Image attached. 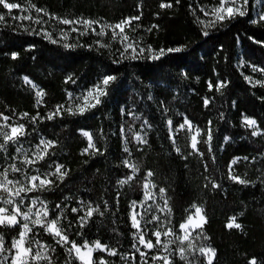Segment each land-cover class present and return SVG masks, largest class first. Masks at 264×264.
Segmentation results:
<instances>
[{
  "label": "snow or ice",
  "instance_id": "snow-or-ice-1",
  "mask_svg": "<svg viewBox=\"0 0 264 264\" xmlns=\"http://www.w3.org/2000/svg\"><path fill=\"white\" fill-rule=\"evenodd\" d=\"M180 4L181 0H160L159 8L170 10ZM187 7L194 15L196 23L201 25L199 34L205 38L210 35L211 30L223 28L241 18L246 19L252 26L264 29V0H258V10H255L254 16L250 11L254 10L250 0H204L196 6L189 3ZM13 9H20L22 14L14 16L11 11ZM32 9L35 10L34 15ZM133 9L135 14L107 21L80 15L69 18L54 11L50 12L47 7L37 6L35 3L28 5V14L25 15L23 5L0 0V25L13 33L23 30L58 48L84 47L91 50L95 47L97 51H103L111 63L121 66L130 63L136 67L141 61L163 64L171 54L180 53L189 47L186 43L168 46L162 42L156 45L148 42L145 33L151 34L154 30L158 32L160 25L142 23L143 0H133ZM152 14L161 15L160 12ZM11 21H16L18 26H13ZM23 21H29V24ZM49 21H59L60 24L71 27L49 30L44 26ZM71 32H75L78 37L91 32L98 38L91 43L72 42L69 40ZM105 37H110V40L105 41ZM248 39L261 46L264 52V39H258L255 35H250ZM236 41H240L239 36ZM36 48L37 43L34 41H26L23 45L24 52L29 54ZM3 54L12 61L21 57V52L16 50ZM213 55L222 57L228 65L232 64V55L225 51L223 43L214 46ZM246 56V53H242L237 57L236 67H247L260 78L241 72L243 80L250 86L264 88V58L253 61L251 58H245ZM217 67L219 66L213 67L212 72L215 75L209 77L206 87L208 91H214L223 98L231 81L225 73L218 72ZM130 75L133 79H138L141 85L144 84L142 76L138 77L136 73ZM176 75L180 79L190 78L183 68H180ZM120 79L121 74L118 71L106 70L79 91L66 90L64 102L48 107L43 114L39 110L35 114L20 111L11 123L8 122L9 116L0 112V117L3 118L0 122V264H117L112 259L115 257L119 258L118 264H177V257L179 264H214L217 249L212 246L203 231L207 217L202 204H190L183 210L186 215L174 223V208L171 198L167 195V187L158 186L151 179L154 177V171L142 167L133 156L130 144H135L136 151L143 150L149 145L150 134L154 131L151 118L139 106L142 97L141 92L136 89L132 90L133 94L129 95L126 103L119 106L118 129L112 133L120 140L121 152L124 154H113L116 156L117 168L123 167L127 170L115 179L114 199H85L78 194V190L73 192L71 187L61 192L55 201L48 199L49 195L68 185L73 179L74 171L70 161L63 158L64 150L57 134V126L69 132H79L86 138V145L79 149V154L87 157L81 161L82 164L86 165L94 158H106L110 149L103 146L108 138L103 128L94 138L89 126L70 128L69 125L74 123L71 118L84 116L103 106ZM196 79L199 80V76ZM63 80L72 85L77 84L75 73L72 72L66 73ZM22 81L35 90L36 106L39 107L43 103L45 89L35 83L29 74H23ZM153 83L159 87L161 81H149L148 85ZM146 99L155 103L156 111L166 129V141L170 150H174L175 154L185 161L198 156L201 161H205L202 163L205 172H209L207 160L210 159L212 165H217L215 147L222 149L225 145L218 143L214 147L218 125L214 123L211 115L203 123L184 113H178L179 119H173L168 115L170 108L164 99L157 100L151 92L147 94ZM172 99L177 98L173 96ZM259 100L264 103V95L259 96ZM214 102L215 96L202 97L204 109H208ZM231 103L238 109L240 126L250 130L251 137L264 136V125H261L257 117L246 111L240 113L238 100ZM216 115L219 121L228 122L224 111L216 110ZM13 116H16L14 110ZM42 122H52V130L49 131V125ZM181 132H186L187 135L183 149L177 143V134ZM230 140V136H223V141ZM241 159L257 165L255 180L247 178V173L243 176L235 173L233 165ZM216 171L214 167L209 175L204 176V187L210 186L213 190H220L225 179L239 185L259 183L264 187V151L251 158L248 155L233 156L228 161L225 177L218 179ZM140 180L143 186L142 197L129 199L125 209L132 238L131 251H119L118 241L114 245L104 243L99 238H87L85 232L87 227L93 224L94 217L116 223L122 196L119 189L125 185L132 188L133 182ZM109 187L113 190L111 183ZM227 227L241 229L242 225L236 222V216H231L227 219ZM112 230L118 231L116 228ZM194 237L200 238L199 245L194 243ZM177 241L180 243L176 247H170ZM246 264H264V257L253 255L246 260Z\"/></svg>",
  "mask_w": 264,
  "mask_h": 264
},
{
  "label": "trees",
  "instance_id": "trees-1",
  "mask_svg": "<svg viewBox=\"0 0 264 264\" xmlns=\"http://www.w3.org/2000/svg\"><path fill=\"white\" fill-rule=\"evenodd\" d=\"M9 2L21 4L25 9H28L30 3H35L37 6L47 7L50 12L54 11L69 18L80 15L115 21L121 16L135 14L133 0H9ZM159 2L160 0H143L142 23L160 25L158 32L154 30L151 34L145 33V38L154 45L161 42L168 46L177 43L189 44V47L180 53L171 54L163 64L141 61L136 67L130 63H125L123 66L116 65L111 63L103 51H97L95 47L91 50L84 47L58 48L23 30L13 33L0 25V112L9 116V123L15 121L20 111L35 114L39 110L43 114L48 107L64 102L66 90L79 91L93 82L99 73L106 70L118 71L121 74L120 82L112 88L106 103L84 116L71 118L74 123L69 125L70 128L89 126L94 138L103 128L108 137L103 146L110 151L106 158H94L88 164H82L81 161L87 157H82L79 149L86 145V138L79 132H69L57 126V134L64 150L63 158L70 161L74 171L73 179L68 185L49 195L48 199L55 201L61 192L69 187L73 192L78 190V194L85 199H114L115 179L127 170L123 167L117 168L116 156L113 154L120 156L124 154L121 152L120 140L112 133L118 129L119 106L125 104L129 95L133 94L132 90L136 89L141 92L142 97L139 106L151 118L154 131L150 134L149 145L143 150L136 151L134 143H131L130 147L133 148V156L137 162L142 167L154 171V177L151 179L158 186L167 187V195L171 198L174 208L172 217L174 223L186 215L183 210L190 204L193 202L202 204L207 217L203 231L209 237L212 246L217 249L214 264H246V260L253 255L264 257V187L259 183L239 185L225 179L222 189L213 190L210 186L204 187L206 183L204 176L209 175L215 167L217 178L225 177L228 161L233 156L248 155L251 158L258 152L264 151V136L251 137L250 130L240 126L238 109L231 103L233 100H238L240 113L246 111L257 117L261 125H264V103L259 100V96L264 95V88L248 85L243 80L241 72L256 78L260 77L247 67L241 69L236 67L237 57L242 53H246L245 58H251L253 61L264 58L261 46L248 39L250 35L264 39V29L252 26L246 19L241 18L238 22L233 21L223 28L211 30L210 35L205 38L199 34L201 25L196 23L194 15L187 7L189 3L196 6L204 0H181L178 7L170 10L160 9ZM250 3L254 6V10L250 9L254 16L255 10H258V0H250ZM11 11L14 16L22 14L20 9ZM31 11L34 15L35 10ZM154 12H160L161 15H153ZM23 14H28V10ZM44 19L47 20L48 17ZM50 22L44 26L47 27ZM11 23L13 26H18L16 21ZM23 23L29 24V21ZM129 35L131 36L130 32ZM237 36L240 37L239 42L236 41ZM96 38L98 37L91 32L83 37H78L75 32L69 35V40L72 42L91 43ZM103 39L108 41L110 37ZM26 41L37 43V48L30 54L25 53L23 49ZM113 43L118 44V42ZM218 43H223L225 51L232 55L231 65L226 64L222 57L217 58L213 55L214 46ZM9 50L20 51L21 57L12 61L3 54ZM217 65L219 66L217 71L225 73L231 81L223 98L214 91H208L206 87L209 77L215 75L212 69ZM180 68L189 73V79L177 77ZM68 72L75 73L77 84L64 82L63 77ZM131 73H136L138 77L142 76L144 84L141 85L138 79H133ZM23 74H29L35 83L45 89L43 103L39 107L36 106L35 90L22 81ZM197 76L199 80L196 79ZM149 81H161V83L159 87L155 83L149 86ZM193 89L195 91H192ZM149 92L157 100L166 101L170 108L168 115L173 119H179L178 113L188 114L200 123L206 121L209 115L213 117L214 123L218 125L214 147L218 143H224L225 146L222 149L215 147L217 165H212L210 159L206 161L209 163V172L204 171L202 163L205 161H201L198 156L190 157L185 161L180 159L174 150L169 149L161 116L156 111L155 103L146 99ZM205 95L215 96V102L210 104L208 109H204L202 105V97ZM173 96L177 99L173 100ZM13 110L16 116H13ZM216 110L226 113L227 123L217 119ZM44 123L49 125L48 130L51 131L52 122H42ZM136 127L138 128V124ZM224 135L230 136L231 140L223 141ZM186 139V132L177 134V143L182 149L185 147ZM256 167L257 165L242 159L233 165L236 174L243 176L247 173V178L253 180L257 176ZM97 169L100 171L97 172ZM110 183L113 190H110ZM119 190L122 191V196L116 214V223L112 224L103 218L94 217V222L87 227L85 235L89 239L99 238L104 243L114 245L118 241L119 251H131L132 238L125 209L129 199L142 197V180L134 181L132 188L125 185ZM231 216H236V222L242 225L241 229L227 227V219ZM113 228L118 231L113 232ZM173 239L175 240V237ZM179 243L177 241L170 247L174 248ZM194 243L199 245L200 238L194 237ZM112 259L118 264V257ZM176 259L179 264V258Z\"/></svg>",
  "mask_w": 264,
  "mask_h": 264
},
{
  "label": "rangeland",
  "instance_id": "rangeland-1",
  "mask_svg": "<svg viewBox=\"0 0 264 264\" xmlns=\"http://www.w3.org/2000/svg\"><path fill=\"white\" fill-rule=\"evenodd\" d=\"M25 9V8H24ZM28 10V9H25V11ZM49 28V30H53V29H58L60 27H64V28H69L71 26H66V25H62L60 24L59 21H51L50 24L47 26ZM3 121V118H0V122ZM149 203H151V201H149ZM191 211H194V209H191ZM162 240L164 239V237L162 236L161 238Z\"/></svg>",
  "mask_w": 264,
  "mask_h": 264
}]
</instances>
